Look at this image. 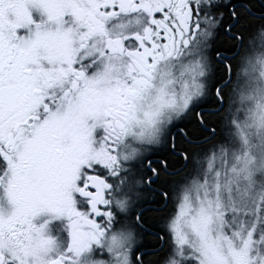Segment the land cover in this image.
<instances>
[{
  "label": "snow or ice",
  "instance_id": "1",
  "mask_svg": "<svg viewBox=\"0 0 264 264\" xmlns=\"http://www.w3.org/2000/svg\"><path fill=\"white\" fill-rule=\"evenodd\" d=\"M0 264H264V0H0Z\"/></svg>",
  "mask_w": 264,
  "mask_h": 264
}]
</instances>
